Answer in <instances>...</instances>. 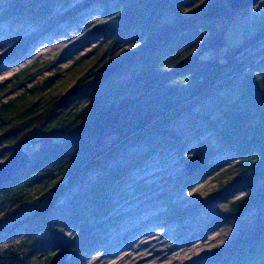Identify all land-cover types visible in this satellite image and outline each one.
Returning a JSON list of instances; mask_svg holds the SVG:
<instances>
[{
    "label": "trees",
    "instance_id": "obj_1",
    "mask_svg": "<svg viewBox=\"0 0 264 264\" xmlns=\"http://www.w3.org/2000/svg\"><path fill=\"white\" fill-rule=\"evenodd\" d=\"M91 1L102 8L101 39L86 55L55 77L35 82L49 65L41 61L0 83L1 140L14 143L27 133L36 135L26 166L0 187V207H8L1 218L15 217L27 203L34 210L4 226L0 242L28 226L45 232L56 221L62 223L58 234L36 241L38 249L25 250L22 241L0 250V264H79L118 221L112 212L129 196L124 186L133 170L156 154H182L204 132L217 138L220 147L205 157L201 152L191 157L201 166L187 184L216 170L210 159L227 151L236 160L235 187L243 191L227 214L241 215L264 203V48L251 52L264 44V20L243 43L221 56L201 58L226 43V29L250 8L233 11L225 0ZM62 2L0 0V25L43 22L52 28L73 15L51 19ZM67 77L71 87L63 89ZM213 98L218 102L193 115L185 131L172 126ZM131 144L144 145L143 155L110 167L111 159ZM92 171L101 176L72 194ZM34 189L38 193L32 199ZM168 209L164 218L183 217L175 205ZM65 228H71L69 237L62 234ZM203 261L263 263L264 226L220 246Z\"/></svg>",
    "mask_w": 264,
    "mask_h": 264
},
{
    "label": "rangeland",
    "instance_id": "obj_2",
    "mask_svg": "<svg viewBox=\"0 0 264 264\" xmlns=\"http://www.w3.org/2000/svg\"><path fill=\"white\" fill-rule=\"evenodd\" d=\"M263 1L257 0L252 5H260L256 12H250V7L249 12L238 15L225 31L226 43L207 50L201 58L221 56L228 47L243 43L257 28L258 22L264 20ZM67 13L73 15L59 20L56 26L48 29L45 28L48 25H43V22L0 25V83L12 78L24 67L41 61L49 62V65L35 82L45 77H55L57 72L66 71L75 59L86 55L100 41L102 8L98 4L91 0H63L51 19ZM263 46L251 52L260 51ZM64 82L63 89L71 87L69 77ZM224 93L221 92L222 95ZM216 102L217 98H213L197 104L192 109L193 114L179 116L172 126L177 131H185L191 126L193 115L210 109ZM35 136L27 133L14 143L1 140L0 162L21 149L29 154L35 145ZM219 147L218 139L204 132L182 154L169 152V155L161 157L156 154L142 162L141 166L133 170L129 182L124 186L129 188V196L112 212L118 221L104 233V240L85 253L79 264H207L203 258L212 251L264 226V203L241 215L227 214L229 204L243 194V191L235 187L239 180L236 179L237 168L234 167L236 160L233 154L225 151L213 157L209 163L217 164L218 168L187 184L190 176L186 175L185 167L180 162L181 156L185 160H195L191 157L196 153L201 152L205 157L207 151ZM145 150L144 145L131 144L111 159L110 167L126 165L143 155ZM100 176L101 171L88 173L85 183L73 187L71 193H76L81 187L86 188ZM135 187L140 190L134 192ZM37 193L38 190L34 189L29 196L33 199ZM65 202V198L60 199V206ZM171 204L184 211L183 217L177 221L164 218ZM34 207L33 203H27L18 215L6 219L1 216L8 207L2 205L0 231L16 219L31 213ZM60 223L56 221L45 232L38 230L35 225L16 230L2 239L0 250L22 241L25 250L38 249L36 241L58 234L59 228H62ZM63 231L65 237L71 235V228ZM152 231L153 234H146ZM32 262L35 263L36 259Z\"/></svg>",
    "mask_w": 264,
    "mask_h": 264
},
{
    "label": "water",
    "instance_id": "obj_3",
    "mask_svg": "<svg viewBox=\"0 0 264 264\" xmlns=\"http://www.w3.org/2000/svg\"><path fill=\"white\" fill-rule=\"evenodd\" d=\"M257 0H225L229 8L233 11L241 12L250 8L256 3ZM114 67L107 68L102 73V78L106 77ZM1 142V137H0ZM29 161V154L24 152L22 149L19 150L15 155L11 156L5 161L0 162V187L12 180L22 168L26 166ZM180 162L185 167L187 176L193 175L201 166V162L198 160H185L181 157Z\"/></svg>",
    "mask_w": 264,
    "mask_h": 264
},
{
    "label": "built area",
    "instance_id": "obj_4",
    "mask_svg": "<svg viewBox=\"0 0 264 264\" xmlns=\"http://www.w3.org/2000/svg\"><path fill=\"white\" fill-rule=\"evenodd\" d=\"M263 3H264V1H263ZM259 6L258 5L254 6V7L251 6L252 8H251L250 12H256L258 10Z\"/></svg>",
    "mask_w": 264,
    "mask_h": 264
},
{
    "label": "bare ground",
    "instance_id": "obj_5",
    "mask_svg": "<svg viewBox=\"0 0 264 264\" xmlns=\"http://www.w3.org/2000/svg\"><path fill=\"white\" fill-rule=\"evenodd\" d=\"M154 232L152 231V232H148V233H146V234H148V236L150 235V234H153ZM127 256H129V253L127 252Z\"/></svg>",
    "mask_w": 264,
    "mask_h": 264
}]
</instances>
